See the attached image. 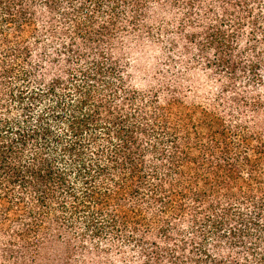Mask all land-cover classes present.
Wrapping results in <instances>:
<instances>
[{
  "label": "trees",
  "instance_id": "trees-1",
  "mask_svg": "<svg viewBox=\"0 0 264 264\" xmlns=\"http://www.w3.org/2000/svg\"><path fill=\"white\" fill-rule=\"evenodd\" d=\"M0 264H264V0H0Z\"/></svg>",
  "mask_w": 264,
  "mask_h": 264
},
{
  "label": "rangeland",
  "instance_id": "rangeland-1",
  "mask_svg": "<svg viewBox=\"0 0 264 264\" xmlns=\"http://www.w3.org/2000/svg\"><path fill=\"white\" fill-rule=\"evenodd\" d=\"M173 17L170 15L166 18H162L160 21H155L154 26L160 22L163 24H173ZM130 53L125 55V59L129 64L134 80L132 81L136 87L146 86L148 80L152 77L154 68L158 61L160 62V56L163 52L160 46H135L130 45ZM203 85L200 94L206 95L208 93L211 84L207 83L206 80H202Z\"/></svg>",
  "mask_w": 264,
  "mask_h": 264
}]
</instances>
